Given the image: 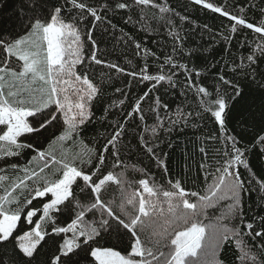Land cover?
<instances>
[{
  "label": "snow or ice",
  "instance_id": "1",
  "mask_svg": "<svg viewBox=\"0 0 264 264\" xmlns=\"http://www.w3.org/2000/svg\"><path fill=\"white\" fill-rule=\"evenodd\" d=\"M190 2L228 20L203 29L229 53L239 36L240 55L210 83L182 62L192 52L178 21L189 17L169 0H20L18 29H0V264H264V215L249 217L244 199L264 203V169L249 161L264 155V7L250 20L255 3L233 13ZM117 14L165 32L171 50L161 59L112 31L106 54L131 46L137 63L100 58ZM237 119L239 132L229 129ZM94 121L110 131L86 142ZM188 127L207 129L203 186L158 185L144 159L167 173L164 137Z\"/></svg>",
  "mask_w": 264,
  "mask_h": 264
},
{
  "label": "trees",
  "instance_id": "2",
  "mask_svg": "<svg viewBox=\"0 0 264 264\" xmlns=\"http://www.w3.org/2000/svg\"><path fill=\"white\" fill-rule=\"evenodd\" d=\"M208 2H213L219 6H224L226 3L228 6L227 10L233 13H237V9L241 6L247 10L250 3H255L257 7L247 13L250 20L256 19L259 15V8L264 7L262 0H208ZM169 3L176 12L189 17L186 23L178 21V24L183 27V31L189 34L186 43V52H192V55L186 56L182 62L188 63L190 67L198 68L202 73V79H207L210 83L212 76L220 69L224 68L225 63L230 64L232 57H238L240 55L238 46L239 36L232 41L231 52L229 53V51L226 50L228 41L222 40L219 37L212 40L210 39L211 33L203 29V26L207 24L213 33L224 31L225 29L223 26L228 24L226 18L221 17L219 14H214L210 10H205L202 6H194L190 0H169ZM19 7L20 0H0V29H5L7 31L18 29ZM113 24L116 25V29H109L107 33H104V41L100 43V51L98 52L100 58L115 60V56H120V65L128 68H131L137 63L138 58L135 56L131 46L124 48L122 45H116L115 55L109 56L106 54L113 49L115 43L111 34L112 31H115L116 37L120 36L121 30L126 34L132 35L148 48L155 50L157 55H161V53L167 54L171 50V41L163 31L149 33L138 31V25L124 23L123 14H117L113 19ZM105 27L106 25L101 24L97 29L96 38L98 40L100 39L101 30ZM161 59H163L162 55ZM128 60L132 61L131 65L127 63ZM140 62L143 63L142 60ZM260 69L264 70V64L260 65ZM102 70L106 71V69L98 67L97 75L99 71ZM180 79L182 80L183 77ZM120 82H123V78ZM253 87L256 88V85H253ZM140 91L141 87L134 83L133 93L139 94ZM107 94L109 96L112 95L110 88ZM164 98L169 101L173 99L171 96H165ZM180 101L181 98L176 97L174 103H180ZM97 115H99V106H97ZM208 127H211V125ZM241 128L242 125L239 119H237L235 123L229 124L230 130L234 129L239 132ZM106 131H110L107 125L102 126L100 123L94 121L92 125L88 126L84 136L85 141L92 140L94 137ZM206 132L207 129L201 131L188 127L182 131L177 130L171 134L165 135V141H171L173 144L172 148H168L166 144L162 145L163 151L168 153V156L165 157L168 163V172L165 173L162 168H158L155 163L147 159L143 161V165L151 164L150 171L155 177V183L167 188V181L169 178L173 181L181 179L186 189L199 190L203 186V174L198 168V164L202 157L197 151V148L201 145L209 147V145L204 142V135ZM197 137H199V139H197ZM249 161L254 170L264 169V155L250 153ZM241 170L245 171L243 169ZM116 194L119 195L118 192ZM244 199L245 209L249 217L256 214L264 215V211H262L264 203L258 200L257 193L254 192L251 195L245 194ZM164 207L166 209V205H164ZM214 215H219V213H214ZM204 223L207 224L209 221L205 220ZM228 248H231V244L226 245V250Z\"/></svg>",
  "mask_w": 264,
  "mask_h": 264
}]
</instances>
